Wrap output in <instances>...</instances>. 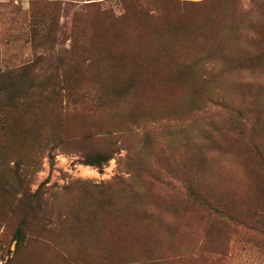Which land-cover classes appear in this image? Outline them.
Instances as JSON below:
<instances>
[{"label": "rangeland", "instance_id": "obj_1", "mask_svg": "<svg viewBox=\"0 0 264 264\" xmlns=\"http://www.w3.org/2000/svg\"><path fill=\"white\" fill-rule=\"evenodd\" d=\"M0 127V264H264V0H0Z\"/></svg>", "mask_w": 264, "mask_h": 264}, {"label": "trees", "instance_id": "obj_2", "mask_svg": "<svg viewBox=\"0 0 264 264\" xmlns=\"http://www.w3.org/2000/svg\"><path fill=\"white\" fill-rule=\"evenodd\" d=\"M110 158H111V155L107 154V152L98 151L95 153L85 155L84 160L87 163L94 164L100 167V166H103Z\"/></svg>", "mask_w": 264, "mask_h": 264}]
</instances>
